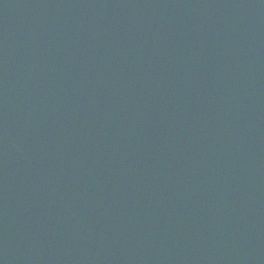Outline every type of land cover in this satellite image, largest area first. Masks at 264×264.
<instances>
[{
	"label": "water",
	"instance_id": "obj_1",
	"mask_svg": "<svg viewBox=\"0 0 264 264\" xmlns=\"http://www.w3.org/2000/svg\"><path fill=\"white\" fill-rule=\"evenodd\" d=\"M0 264H264V0H0Z\"/></svg>",
	"mask_w": 264,
	"mask_h": 264
}]
</instances>
